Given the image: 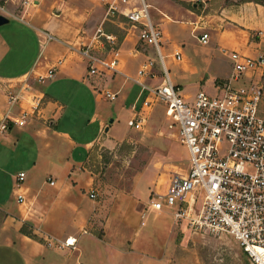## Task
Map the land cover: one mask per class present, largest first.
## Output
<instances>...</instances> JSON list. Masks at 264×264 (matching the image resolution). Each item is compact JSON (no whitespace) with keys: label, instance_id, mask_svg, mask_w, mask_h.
I'll use <instances>...</instances> for the list:
<instances>
[{"label":"crops","instance_id":"1","mask_svg":"<svg viewBox=\"0 0 264 264\" xmlns=\"http://www.w3.org/2000/svg\"><path fill=\"white\" fill-rule=\"evenodd\" d=\"M25 1L3 0L0 15L8 22L0 26L32 27L39 52L28 63H20L24 56L23 38L19 37L17 52L11 56L13 49L0 33V119L8 110L9 90L21 88L25 95L10 110L9 115L14 118H18L20 105L29 107L30 95L43 98L39 114L0 134V264H176L171 255L176 242L174 230L185 227L184 224H175L171 211H152L147 198L143 202L136 200L133 191L107 200L99 198L94 178L85 167L97 135L102 133L111 140L125 137L115 138L111 132L118 117L127 110L123 101L128 93L131 92L130 99L134 102L140 92V85L131 78L157 85L162 77L159 65L154 70L156 79L137 74L149 53L136 47L137 29L130 23L112 49L119 51L118 70L112 72L96 64L97 73L91 75L88 59L78 52L81 43L77 41L75 46L61 35V27H70V22L62 12H57L55 0H39L33 6ZM146 2L152 22L162 33L167 69L172 66L166 58L172 57L175 50H182L181 59L183 54L185 61L168 72L187 99L198 90L216 92L217 82L228 81L232 74L231 51L238 50L251 57L264 53L262 4L246 0ZM180 27H189L190 38L200 50V59L195 63L184 56L180 45L185 41L178 36ZM45 32L53 38L44 43ZM202 33L208 34L205 44L197 39ZM170 36L176 38L173 43L166 42ZM87 44L96 47L93 38ZM221 50L227 51L222 55L224 58L218 55ZM73 53L80 57H73ZM173 61L178 64L174 58ZM48 69H53L52 79L38 82L37 75ZM26 77L28 83L24 81ZM74 79L92 92H117L115 99H108L117 100L113 112L95 103L92 121L97 122V130L92 139L81 144L68 139L63 132L66 108L82 103L81 98L74 95L71 99V93L63 96L57 91L61 81L69 84ZM188 90L195 91L191 98L185 95ZM130 105L126 112L130 111ZM111 115L114 118L110 119ZM20 172L24 178L17 187L15 181ZM5 182L7 187L3 185ZM90 191L96 193L95 198L89 196ZM18 194L23 197L21 201ZM23 226L31 233L22 232ZM68 237L76 238L74 247L62 246Z\"/></svg>","mask_w":264,"mask_h":264},{"label":"built area","instance_id":"2","mask_svg":"<svg viewBox=\"0 0 264 264\" xmlns=\"http://www.w3.org/2000/svg\"><path fill=\"white\" fill-rule=\"evenodd\" d=\"M38 1L25 3L35 5ZM109 9L123 15L137 29V42L151 48L157 57L147 58L137 74L156 79V65L162 71L159 84L154 86L131 78L141 89L130 105L132 116L127 125L139 129L147 119L143 111L161 105L187 155L186 169L172 171L163 192L150 191L148 208L171 211L175 224H184L193 231L229 237L250 264H264V53L251 57L231 51L232 74L228 81L216 92L198 90L187 99L170 79L162 53V33L150 18L146 0H112ZM102 36L115 44L114 37L99 28L93 37L96 47L81 44L78 48L88 59L91 75L97 73L96 64L112 72L118 70V49L107 55L97 51V44L103 48ZM52 38L47 32L43 34L44 43ZM197 39L205 44L208 34L202 33ZM172 57L180 60V49ZM53 76V69H48L36 79L44 83ZM25 87L28 89L29 84ZM102 92L109 100L117 96V92ZM6 96L9 106L0 119V134L39 114L43 98L30 95L29 107L20 105L18 118H14L9 115L10 110L24 98V92L21 88L9 90ZM23 178V172L17 174V187ZM17 196L18 200L23 199L21 194ZM89 196L95 198L96 193L90 191ZM75 241L76 238L68 237L62 246L74 247Z\"/></svg>","mask_w":264,"mask_h":264},{"label":"rangeland","instance_id":"3","mask_svg":"<svg viewBox=\"0 0 264 264\" xmlns=\"http://www.w3.org/2000/svg\"><path fill=\"white\" fill-rule=\"evenodd\" d=\"M109 1L112 2V0H55L57 12H62L70 22V27H61L62 37L67 38L72 44H76L78 41V43L87 45L90 38L95 36L96 30L100 28L104 34L114 37L115 44L108 43L103 36L100 37L103 48L101 47L97 51L99 55L105 53L107 55L113 47L117 46L122 31L130 27V22L117 11L112 12L109 9ZM2 2L3 0H0V3ZM115 4H117L116 1ZM100 24L103 27H99ZM6 25L0 26V33H3L11 50L13 49L11 56L17 52V40L22 37L24 56L20 63H28L39 52L33 37L34 29L32 27H6ZM178 36L185 41L184 45H180L184 49V56L195 63L200 59L201 54L199 48L194 46V41L190 38L189 27H180ZM175 39L170 36L166 42L173 43ZM188 42L190 44H187ZM136 47L141 51H147L150 57H156L151 48L138 42ZM226 52L221 50L218 54L219 57L224 58L222 55H226ZM148 55L147 58H149ZM72 56L80 57L77 53H73ZM182 60H184L183 54L181 60H175L178 64L173 61L171 56L166 58L169 66L172 67L178 66L183 62ZM172 67H169L168 70L171 71ZM64 83L61 81L57 91L63 96L71 93V99L75 95L81 98L82 103L69 104L66 108L63 132L68 134V139H73L81 144L92 139L97 130V122L92 121L95 103L105 105L113 112L117 100L109 101L98 90H94V93L75 79L69 81V84ZM216 85L220 87L222 83L217 82ZM194 92V90H188L185 95L191 98ZM130 94L131 92L123 101L127 110L133 102L130 99ZM127 110H124L118 117L111 132L115 138L125 137L122 140H111L112 138L102 133L97 135L98 138L96 137L97 139L90 146V154L85 162V167L89 171V175L94 178L99 198L107 200L114 195H123L133 191V197L136 200L143 202L147 198L148 204L150 191L163 192L169 174L173 170L187 167L186 154L178 143L176 130L169 126V121L164 115L161 105H154L152 109L143 111L147 119L142 128L138 130L127 125V119L132 116L130 111L126 112ZM112 118H114L113 115L110 116V119ZM3 185L7 187L8 183L5 182ZM22 228L27 229L25 226ZM178 228L174 230L176 242L174 250L171 252L172 258H176L173 260L176 264H250L246 255L241 252L231 238L214 237L207 232L193 231L186 226Z\"/></svg>","mask_w":264,"mask_h":264},{"label":"trees","instance_id":"4","mask_svg":"<svg viewBox=\"0 0 264 264\" xmlns=\"http://www.w3.org/2000/svg\"><path fill=\"white\" fill-rule=\"evenodd\" d=\"M246 1H253V2H256V3H259V4H262L264 5V0H246ZM22 232H25L27 234H30L31 232L25 228H22L21 229Z\"/></svg>","mask_w":264,"mask_h":264},{"label":"water","instance_id":"5","mask_svg":"<svg viewBox=\"0 0 264 264\" xmlns=\"http://www.w3.org/2000/svg\"><path fill=\"white\" fill-rule=\"evenodd\" d=\"M7 22H8V19L6 17H4L3 15H0V25L5 24Z\"/></svg>","mask_w":264,"mask_h":264}]
</instances>
